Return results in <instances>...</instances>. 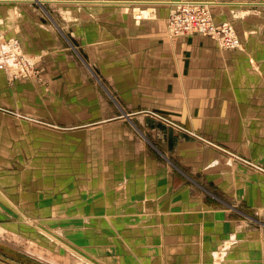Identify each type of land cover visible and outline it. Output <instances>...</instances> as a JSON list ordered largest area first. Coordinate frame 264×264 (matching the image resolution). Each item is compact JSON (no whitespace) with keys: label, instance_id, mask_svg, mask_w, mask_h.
Instances as JSON below:
<instances>
[{"label":"crops","instance_id":"crops-1","mask_svg":"<svg viewBox=\"0 0 264 264\" xmlns=\"http://www.w3.org/2000/svg\"><path fill=\"white\" fill-rule=\"evenodd\" d=\"M129 1L47 0L53 5L75 2L89 6L73 14L72 23L58 28L54 23L57 31L43 20L42 14L47 12L41 6L45 3L38 9L30 0H0L4 35L16 39L22 50L31 54H25L30 61L33 54L41 55L46 80L38 84L19 78L9 84L0 69V193L6 197L0 195V208L8 209L9 203L34 206L42 202L49 211L50 203H58L59 197L71 191L61 190L72 188L81 175L88 137L92 143L103 132L110 136V129L118 126L123 129L122 137L130 139L127 130L132 126L147 143L155 141L154 145L164 150L160 152L163 157L173 155L175 161L200 171L207 193L224 205L191 197L182 185L174 189L173 206L185 208V214L181 212L179 220L170 214L164 227L148 229L154 245L169 246L167 264H211L212 250L227 237L237 242L222 264H264V35L242 38L233 25L242 44L233 49L222 48L206 35L170 36L167 24L175 0ZM205 1L210 3L214 21L234 23L244 12L242 8L252 6L253 1L264 2ZM139 9L146 15L136 19ZM84 71H91L102 82L98 84L102 94L95 85L84 83ZM39 106L44 108L42 115ZM13 107L30 116L20 118L2 111ZM32 116L42 124L84 127L75 126L72 133H66L39 125ZM168 121L202 132L224 152L197 147ZM162 131H169L170 137L159 135ZM165 140L171 141L173 150H167ZM229 154L262 170L231 160ZM65 172H72V183H66L60 174ZM110 187L106 183L107 207L121 198L113 195ZM140 199L138 196L132 202L138 204V211L152 203L151 198ZM153 200L160 203L161 198ZM234 207L263 228H243L242 221L229 211Z\"/></svg>","mask_w":264,"mask_h":264},{"label":"rangeland","instance_id":"rangeland-1","mask_svg":"<svg viewBox=\"0 0 264 264\" xmlns=\"http://www.w3.org/2000/svg\"><path fill=\"white\" fill-rule=\"evenodd\" d=\"M30 1L38 9H40L38 6H41L39 4L45 3L44 6H41L42 8L45 7L43 10L47 12V16L42 14L43 20L54 29L56 28L54 23L57 28L59 25H66V22L72 23V20L75 19L73 14L77 11L80 12L84 7H89L88 4L86 6L84 3L75 2L53 5L52 2L46 3L47 0ZM81 1L88 2L89 0ZM131 1L135 4L143 0H130L129 2ZM150 1L154 3V1L160 0ZM177 1L181 0L174 2ZM48 3L52 5H48ZM263 3V1H253L252 6L242 8L244 12L239 18L234 19L235 23L232 20L223 21L228 22L233 28V25H236L242 38L251 34L264 35V7L261 5ZM142 11V9L136 11V19L143 14L146 15V12L142 13ZM249 13L252 15L251 17L248 15ZM76 18L80 19L81 16L76 14ZM167 33L171 36L168 28ZM68 35L71 44H74L71 35ZM63 43L71 49L72 53L75 52L65 40ZM1 50L3 54L7 55L8 48L0 44ZM15 54V58L3 57L0 59V62L4 63L5 70L3 71L9 84L18 81L19 78H25L38 84L46 81L41 71V55L38 57V55L33 54V60L30 61L27 58V60L22 58L21 52V55ZM15 54L11 56L13 57ZM17 72L23 75H17ZM93 74L91 71H84V83L95 85L102 94V89L98 85L100 80L97 81L96 78L98 77L93 76ZM100 83L102 82L100 81ZM18 108L2 109V111L20 118L30 116ZM43 109L39 106L40 115H42L40 112ZM31 119L37 123L41 121L40 118L34 116ZM38 124L56 127L60 130L64 129L66 133H72L75 126L84 127V125L66 123L62 125ZM172 124L170 126L182 129L196 143L197 147L202 149L210 147L224 152L218 143L207 139L202 132L185 129L176 123ZM147 127L152 128V125ZM122 130V128L114 126L110 129V136L103 132L92 143L91 137H88L87 143H85L87 151L83 149V152H86L83 162L86 159V163L82 164L81 175L73 182L72 172L60 173L65 176L66 183L73 182V185L72 188L68 187L61 190L66 192V190L71 189L63 198L59 197L58 203H50L49 211L45 207L47 204L42 202L34 206L9 203L8 209L0 208V257L3 258L0 259V264H11L6 260H11L16 264H49L47 260L58 264H167L171 255L169 246L167 244L162 246V243L159 246L154 245L151 242L148 229L157 225L164 227L166 221L169 223L168 216L170 214L176 215L173 218L178 220L181 212L185 214V208L173 206L176 197L174 196V189L182 185L188 190L191 197L198 200L201 198L207 200L208 198L209 201H213L215 206H224L217 201L216 197L207 193V186L203 182V175L200 171L195 172L181 162L175 161L173 155H170L171 157L164 155L165 157H163L160 152L164 153V150L154 145L156 144L155 141H151L152 144L143 140L134 127H128L130 139L122 137ZM159 131L158 128L156 132ZM159 135L163 137L169 135L170 137L169 131H162ZM85 138L83 137L84 140ZM137 143L140 144L137 145ZM164 143L169 147L167 150L171 151V141L169 140L167 143L165 140ZM143 147L146 148V152ZM167 159L191 177L193 181L185 177L176 167H173ZM229 159L238 160L249 167H257L262 170L260 166L241 157L229 154ZM106 183L111 185L110 189L113 195L121 197L113 200L108 207L106 205ZM73 188L74 190H72ZM39 190H41L40 187ZM45 190L44 188L43 191ZM209 190L217 196L214 189L210 188ZM50 192L55 194L51 190ZM0 195L2 199L6 200L4 192ZM138 196H141L139 201L144 202L151 198L152 203L142 205V210L138 211V204L132 203L137 201ZM152 198L156 200L161 198V201L160 203H153ZM181 200L179 199L178 202ZM56 204L58 205L54 206ZM106 207L108 211H106ZM44 210L47 211L43 212ZM234 210L229 209L242 221L243 228L262 227L259 222L250 219L241 209ZM154 214H157L159 220H155L157 217L154 218ZM123 215L129 217L123 218ZM163 240L164 237H162ZM235 242L237 240L233 237H227L218 243L211 252V264H222Z\"/></svg>","mask_w":264,"mask_h":264},{"label":"built area","instance_id":"built-area-1","mask_svg":"<svg viewBox=\"0 0 264 264\" xmlns=\"http://www.w3.org/2000/svg\"><path fill=\"white\" fill-rule=\"evenodd\" d=\"M168 29L171 36L194 33L209 36L223 48L233 49L240 47L241 44L234 28L226 21H214L209 3L203 1L181 0L175 2V7L168 18ZM0 44L8 48L7 55L3 54L2 50L0 51V59L3 57L15 58V53L22 54L21 57L26 59L25 52L22 51L18 41L6 37L1 28ZM13 54L15 56L12 57ZM0 69L5 70L3 62H0ZM16 74L23 75L19 72Z\"/></svg>","mask_w":264,"mask_h":264},{"label":"bare ground","instance_id":"bare-ground-1","mask_svg":"<svg viewBox=\"0 0 264 264\" xmlns=\"http://www.w3.org/2000/svg\"><path fill=\"white\" fill-rule=\"evenodd\" d=\"M206 2H207V1H206ZM216 2H217V1H216ZM216 2H215V3H216ZM207 3H209V2H207ZM209 4H210V3H209ZM26 58H27V57H26ZM27 59H28V58H27ZM28 60H29V59H28ZM26 64H27V63H26ZM30 69H31V68H30ZM28 252H29V251H28ZM35 256H36V255H35ZM47 262H48L49 264H58V263H56V262H54V261H48V260H47Z\"/></svg>","mask_w":264,"mask_h":264},{"label":"water","instance_id":"water-1","mask_svg":"<svg viewBox=\"0 0 264 264\" xmlns=\"http://www.w3.org/2000/svg\"><path fill=\"white\" fill-rule=\"evenodd\" d=\"M1 259H3L2 257H0ZM5 260V259H4ZM7 262H9V263H11V264H16V263H14V262H12V261H8V260H6Z\"/></svg>","mask_w":264,"mask_h":264}]
</instances>
